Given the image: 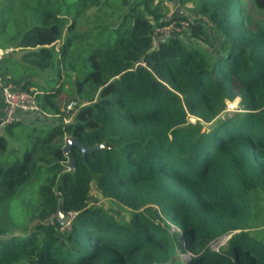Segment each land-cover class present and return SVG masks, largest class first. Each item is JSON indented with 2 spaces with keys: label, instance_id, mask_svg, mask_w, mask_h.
<instances>
[{
  "label": "trees",
  "instance_id": "1",
  "mask_svg": "<svg viewBox=\"0 0 264 264\" xmlns=\"http://www.w3.org/2000/svg\"><path fill=\"white\" fill-rule=\"evenodd\" d=\"M50 1L0 0V48L21 52L0 57L1 93L36 92L39 112L60 116L71 99L86 104L66 123L31 125L24 149L7 135L28 125L0 133V264H171L177 249L191 252L184 264H264V232L250 231L264 196V0H179L211 31L160 16L159 0H121L131 24L110 31L102 10L114 0ZM169 19L187 28L153 47V27ZM235 97L240 110L223 115ZM66 136L105 147L71 145L69 166ZM93 187L129 218L92 205Z\"/></svg>",
  "mask_w": 264,
  "mask_h": 264
},
{
  "label": "rangeland",
  "instance_id": "2",
  "mask_svg": "<svg viewBox=\"0 0 264 264\" xmlns=\"http://www.w3.org/2000/svg\"><path fill=\"white\" fill-rule=\"evenodd\" d=\"M73 0H63L61 3V7L62 9H68L70 5H72ZM247 6L250 8L251 7V2H249V0H245ZM114 4V9H112V7L108 6V7H103V12H105L106 14H108L110 16L109 20L107 21L108 23L104 22V27L106 28H110L109 31L111 30L112 26H117V25H121L122 27H126L129 26L131 24V18L128 16V10L129 7L128 5H124L122 4L121 0H114L113 2ZM49 9H56L57 8V2L55 0H51L48 4ZM151 7H156V12L158 14H160V16L164 15L166 18L172 17L175 14H179L181 16H185L187 15L189 19H191L192 21H196V20H202L205 19L206 21V27L209 31L212 30V27L209 23V21L206 20V18H204V15H201L195 8V3L194 2H187V3H182L179 0H159L158 4L156 1H153L151 4ZM73 10H75V8H72ZM154 9V8H153ZM100 10H98L97 8H89L86 11L85 15H88L87 17L85 15L80 16L79 18H77V25L76 28L77 30H82L85 28V26L87 25L86 21L90 20L92 17V13H98ZM144 14L146 13V15L148 16L147 12L144 11ZM152 15L149 14V18H151ZM257 17H262L264 16L263 14H256ZM97 20H95L96 22ZM97 23V22H96ZM109 31L107 33H105L104 35V39H111L114 38V32L109 33ZM184 33V32H183ZM185 41H191V42H197L200 43V45L208 50L212 49V46L209 47V44H205L202 43L200 41H197L191 37H189L188 35L183 36ZM218 43V42H217ZM218 48V44L215 47L216 51L218 52L219 49ZM213 48V50H215ZM13 52L11 51L10 54H12ZM21 52L20 51H15L12 54L13 58H19ZM46 77H49V73H47ZM236 98L239 97H235L234 99H229L226 100V109L223 112V115H232L233 113H235L236 111L240 110L241 106H240V99L236 100ZM41 118H33L32 121H35L34 125L40 126V127H44L46 126L45 122L41 121ZM191 122L195 121L194 117H191L189 119ZM41 124V125H38ZM31 126V125H30ZM29 125L26 127V129L24 130V134L21 135H17V133L21 130V125L20 124H15L11 127L12 132L10 133L11 135H7L6 132L7 130H4L2 133L4 135H7L8 137V146L10 148L16 146V147H21L22 149H24L28 143H26V133L29 132ZM36 183L33 184V186H37L35 185ZM92 196H91V204L92 205H103L106 209H108L110 212L116 214L118 216V218L121 219H127L130 216V213L128 211V209H126L125 207L121 206L119 203L110 200L106 197H104L101 192L96 189L95 187L92 188ZM260 201L262 204H260L257 209V214H256V218L254 220L255 224L257 225V227L251 229V232H258V231H263L264 232V196L262 195L260 197ZM12 208L15 210V202H12ZM36 221H32L31 224H34ZM30 224V225H31ZM173 229H175V226H172ZM221 244V240H218L214 243L211 244V247L213 249L219 248ZM191 257V252L189 250H185V251H181L179 249L176 250V254L173 256L172 258V262L171 264H184L186 263L189 258Z\"/></svg>",
  "mask_w": 264,
  "mask_h": 264
},
{
  "label": "built area",
  "instance_id": "3",
  "mask_svg": "<svg viewBox=\"0 0 264 264\" xmlns=\"http://www.w3.org/2000/svg\"><path fill=\"white\" fill-rule=\"evenodd\" d=\"M187 25L188 22L185 19H169L165 24L153 27L151 33L152 46L157 47L160 40H163L174 33H181L184 29L187 28ZM12 50L13 49L11 47H8L6 49L0 48V57L6 54H10ZM35 95L36 92L19 89L12 84L2 85L3 109L2 118L0 121V133L4 131V128L6 126L18 120V111L33 113H37L40 111V107L36 101ZM84 104H86V102L71 99L67 101L61 108L63 114H61V116L60 114L55 115L59 116L61 120L66 123L70 120L73 113ZM72 216L73 214L70 213V217ZM63 228H70L69 220L63 225ZM227 238L228 236L220 239V246L225 244Z\"/></svg>",
  "mask_w": 264,
  "mask_h": 264
},
{
  "label": "water",
  "instance_id": "4",
  "mask_svg": "<svg viewBox=\"0 0 264 264\" xmlns=\"http://www.w3.org/2000/svg\"><path fill=\"white\" fill-rule=\"evenodd\" d=\"M201 123L204 124L202 121H201ZM204 126H205L206 130L210 129L208 124H204ZM73 144L77 145L80 148L82 155H85L86 153H90L93 150L105 147L104 143H95L91 146H85L82 143H80L77 139L73 138L72 136H66L65 137V145H64L63 149H64V153L69 158L68 162H66V164L69 166H74V159H73L71 152H70V146ZM57 214H58V220L62 224H65L66 222H68V216L64 215L60 212V204L59 203L57 205Z\"/></svg>",
  "mask_w": 264,
  "mask_h": 264
},
{
  "label": "crops",
  "instance_id": "5",
  "mask_svg": "<svg viewBox=\"0 0 264 264\" xmlns=\"http://www.w3.org/2000/svg\"><path fill=\"white\" fill-rule=\"evenodd\" d=\"M2 109H3V98H2V93L0 90V113L2 114ZM18 120L24 123L25 125H34L37 124L35 121H32L33 118H41L42 122H45V124H54L57 123L58 121L61 120L59 116H56L54 114H46L43 112H22L18 111L17 112ZM41 125V124H38ZM37 126V125H36Z\"/></svg>",
  "mask_w": 264,
  "mask_h": 264
},
{
  "label": "bare ground",
  "instance_id": "6",
  "mask_svg": "<svg viewBox=\"0 0 264 264\" xmlns=\"http://www.w3.org/2000/svg\"><path fill=\"white\" fill-rule=\"evenodd\" d=\"M236 100H238V99H236Z\"/></svg>",
  "mask_w": 264,
  "mask_h": 264
}]
</instances>
